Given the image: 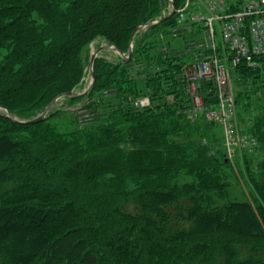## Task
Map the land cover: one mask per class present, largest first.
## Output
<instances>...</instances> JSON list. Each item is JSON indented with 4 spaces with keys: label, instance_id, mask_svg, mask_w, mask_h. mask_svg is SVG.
<instances>
[{
    "label": "trees",
    "instance_id": "1",
    "mask_svg": "<svg viewBox=\"0 0 264 264\" xmlns=\"http://www.w3.org/2000/svg\"><path fill=\"white\" fill-rule=\"evenodd\" d=\"M167 5L0 0V107L20 121L37 117L78 89L93 41L128 53L134 31ZM171 21L147 28L141 44ZM119 67L96 59L93 89L64 100L88 98ZM150 93L159 112L82 127H65L56 110L37 124L0 111V264H264V160L254 169L246 161L248 197L232 199L237 172L198 125L209 121L193 123ZM251 126L264 142V113Z\"/></svg>",
    "mask_w": 264,
    "mask_h": 264
},
{
    "label": "rangeland",
    "instance_id": "2",
    "mask_svg": "<svg viewBox=\"0 0 264 264\" xmlns=\"http://www.w3.org/2000/svg\"><path fill=\"white\" fill-rule=\"evenodd\" d=\"M185 1L183 0L181 6L185 4ZM168 10L169 7L167 5L161 15L155 20L163 16L164 13H167ZM175 19L176 17L173 18V21ZM170 25L172 24H168V26L164 25L152 39L144 44H141V41L147 39V37L150 38L151 32L144 31L141 33L140 37L138 36V42L135 44L133 61L128 66H122L120 64V55L111 49L99 53L98 58L100 61L114 67L120 66L118 72L115 73V78L108 84L98 85L88 98L73 103L64 99L59 100L53 107L54 111L62 113L57 121L65 127H82L96 122L100 118H107V121L113 120L117 116L120 117L122 113L124 115L127 114L126 117L128 118V113L146 111L142 109L136 110L135 100L147 97L151 94V91H159L165 98L167 91L164 84L167 78L165 68L172 63L183 65L200 58L197 55L198 53L189 49L192 48L193 41L197 43L206 41L203 29L198 28L194 31L190 29L187 32L183 30V33L180 31L178 37H176L170 32ZM103 45H106V42L101 38L91 43L84 54L87 66L90 63L92 53L96 52ZM222 48V57H225ZM164 50H167L165 54L163 53ZM207 54V48H205L204 52L200 53L202 57H205ZM258 65V67H253L248 71L242 69L229 70L231 89L234 92L236 103L235 115L231 121L230 141L232 145H230V148L226 143L224 130L218 122L209 121L205 117H199L196 121L190 120L193 123L203 119L209 121L198 123V125L204 124L208 126L210 129L208 135L214 137L213 140L215 141L213 152L220 157L224 156L237 172L235 179L231 174H229V179L233 183L231 197L239 201L245 200L248 197L246 182L248 175L244 167L246 161H251V167L254 169L256 165L264 160V142H261L252 133L251 126L255 114L259 113V111L260 113H264V59ZM91 80L89 65L76 92L83 93L91 83ZM153 105L159 112L160 107L164 104L160 100L157 102L158 106L156 104ZM31 119H33V115ZM191 181V178L179 180L181 184Z\"/></svg>",
    "mask_w": 264,
    "mask_h": 264
},
{
    "label": "built area",
    "instance_id": "3",
    "mask_svg": "<svg viewBox=\"0 0 264 264\" xmlns=\"http://www.w3.org/2000/svg\"><path fill=\"white\" fill-rule=\"evenodd\" d=\"M196 26H202L206 41H193L189 50L200 58L165 68V99L191 121L205 117L218 122L230 148L236 103L229 70L248 71L264 59V0H186L170 32L178 37ZM205 48L208 54L202 57ZM151 104L150 97L135 100L138 110Z\"/></svg>",
    "mask_w": 264,
    "mask_h": 264
},
{
    "label": "water",
    "instance_id": "4",
    "mask_svg": "<svg viewBox=\"0 0 264 264\" xmlns=\"http://www.w3.org/2000/svg\"><path fill=\"white\" fill-rule=\"evenodd\" d=\"M174 13H175V8L172 10L171 13H169L165 17L161 18L159 21L154 22V23H148L146 25L139 26L134 31V33L132 35L131 45H130L129 53H128V56L127 57H124V54H122L118 48H116L115 46H113L111 44L103 45L96 52L92 53L91 59H90V75H91L92 81H91L89 87L83 93L69 92V93H64V94L58 96L53 101H51L48 104L47 107H45V109L43 110V112L38 117H36L34 119H31V120H28V121H20V120H18L17 118L14 117V115L8 109H6L7 116L9 118H11L12 120H14L16 122H19V123H22V124H37V123L42 122L46 118V116L48 115V113L52 110V108L55 106V104L57 103V101L59 99L64 98V97H73V98H76V97H79V96H83V95L88 94L91 91V89L93 88V86H94L95 76H94L93 66H94L95 60L99 57V53H101L102 51L111 49V50H114V51L120 53L123 56V60L124 61L129 60L131 58V56H132V53H133V41H134V38H135L136 34L139 31L143 30L146 26L152 27V26H154L156 24L163 23L164 21H166L169 18H171V16L174 15Z\"/></svg>",
    "mask_w": 264,
    "mask_h": 264
},
{
    "label": "bare ground",
    "instance_id": "5",
    "mask_svg": "<svg viewBox=\"0 0 264 264\" xmlns=\"http://www.w3.org/2000/svg\"><path fill=\"white\" fill-rule=\"evenodd\" d=\"M190 225V224H189Z\"/></svg>",
    "mask_w": 264,
    "mask_h": 264
}]
</instances>
